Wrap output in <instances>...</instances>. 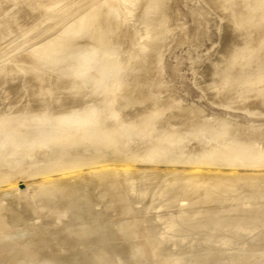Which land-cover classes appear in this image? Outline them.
I'll return each instance as SVG.
<instances>
[{"label":"bare ground","instance_id":"obj_1","mask_svg":"<svg viewBox=\"0 0 264 264\" xmlns=\"http://www.w3.org/2000/svg\"><path fill=\"white\" fill-rule=\"evenodd\" d=\"M169 1L0 0V45L55 18L0 64V264H264V0L209 71L256 119L163 73Z\"/></svg>","mask_w":264,"mask_h":264},{"label":"rangeland","instance_id":"obj_2","mask_svg":"<svg viewBox=\"0 0 264 264\" xmlns=\"http://www.w3.org/2000/svg\"><path fill=\"white\" fill-rule=\"evenodd\" d=\"M222 2L223 4L225 3L224 0L169 1V4L174 11L171 25V35L173 36H171V38L169 37L170 40L168 39L167 43L163 47L160 68L163 70L164 74H168L169 78L171 76V80L178 84L177 86V84L174 83L181 95L185 96V102L196 104L200 102L199 105L202 103L206 104H202V106L206 109V113L210 114L214 111L216 113L221 112L220 114H233L232 112H234L233 115L239 114L244 116V113L246 112L245 116L255 117V114L251 115L246 110L248 107L243 108L238 104L229 106L230 103H225L223 101L216 102L214 100L215 98L211 97L213 82L210 79L211 76L209 75V71L211 68H214V65H212L211 62L217 61V63H213L216 65L220 62L222 51L227 43H230V41L236 44L244 42L243 35L241 33L233 32L232 34V32H230L235 27V25L232 24L233 18L230 16L232 11L229 8V11L227 10V12H225V9H227L228 6H226V3L222 5ZM219 8H221V10ZM222 8H225L223 9L224 11H222ZM64 12L65 11L57 13L55 15L56 19L62 16ZM54 22L55 18L49 19L48 17H43L40 19V24L37 29L12 34L8 41H4L0 45V49L2 50L0 53V64L6 59L5 57L10 55V53L12 54L15 53L16 50L22 49L37 35L47 33L51 29L50 26L54 24ZM172 29H174V32ZM197 99L198 102H193L197 101ZM224 104L225 109L223 108ZM241 109H245V112L241 111ZM259 115L262 116L264 114H257L256 116ZM256 118L257 117H255V119ZM261 118L263 119L264 116ZM21 184L23 183L21 182L19 185ZM17 205L18 204L16 203L15 206ZM15 234H20V231H15Z\"/></svg>","mask_w":264,"mask_h":264}]
</instances>
